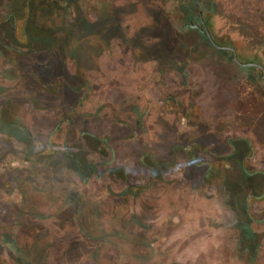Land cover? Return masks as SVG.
Returning a JSON list of instances; mask_svg holds the SVG:
<instances>
[{
	"label": "rangeland",
	"instance_id": "obj_1",
	"mask_svg": "<svg viewBox=\"0 0 264 264\" xmlns=\"http://www.w3.org/2000/svg\"><path fill=\"white\" fill-rule=\"evenodd\" d=\"M200 2L264 65V0ZM66 5L0 0V264H264L260 69L196 0Z\"/></svg>",
	"mask_w": 264,
	"mask_h": 264
},
{
	"label": "trees",
	"instance_id": "obj_2",
	"mask_svg": "<svg viewBox=\"0 0 264 264\" xmlns=\"http://www.w3.org/2000/svg\"><path fill=\"white\" fill-rule=\"evenodd\" d=\"M52 2L56 3L57 6L61 7V8H66L67 5L70 0H51ZM24 36H26V43H22V40L18 39L16 36H14L16 42H18L19 45H21V47H31L33 50L36 49L34 46L36 45L35 40L33 37L29 36V32L27 29V26L24 28ZM39 41H41L38 38ZM45 40V39H44ZM43 40V42H44ZM35 44V45H34ZM38 46V45H37ZM53 49H57V47H53ZM20 51V50H19ZM23 50H21L22 52ZM54 51V50H53ZM231 54V53H230ZM232 55V54H231ZM247 61H253V62H257L255 59H249ZM143 164L149 169V173L152 179V183L147 185H142V184H136V182L131 180V177L129 179L128 176V190L125 191L124 194H130L132 196H134L135 200H137V196H139L138 193H142L143 190H153L154 188H156V186L159 183V177H161L162 175H164V171L167 169L168 165L167 162L163 161L162 159H157L154 156H151V158L146 154H144L143 157ZM104 169L108 170L109 174L111 175L112 170H114L113 168L116 167H122L125 171L128 170L129 171V167L128 165H126L124 162H118L116 163V158L113 157L111 160L107 161L106 163H104ZM109 175V176H110ZM131 189V190H130Z\"/></svg>",
	"mask_w": 264,
	"mask_h": 264
},
{
	"label": "water",
	"instance_id": "obj_3",
	"mask_svg": "<svg viewBox=\"0 0 264 264\" xmlns=\"http://www.w3.org/2000/svg\"><path fill=\"white\" fill-rule=\"evenodd\" d=\"M196 1H197V3L200 5V19H201V23H202L203 27L200 25V23L192 24V26H193V27H195V26H196V27H200L204 32L207 33L209 39H210L214 44H217L216 41H215V39H214V37H213V35H212V33H211V30L209 29V27H208V25H207L206 20L204 19V15H203L204 8H203V6H202L200 0H196ZM227 48H230V49H232V50L235 51V56H236V60H237V62H239L240 64H242V62L240 61V59H239V57H238V55H237V53H236V49H235L234 47H229V46H228ZM248 65H254V66L260 67V68H262V69L264 70V66H263L262 64H260V63H257V62H251V63H248ZM263 79H264V78H263Z\"/></svg>",
	"mask_w": 264,
	"mask_h": 264
},
{
	"label": "flooded vegetation",
	"instance_id": "obj_4",
	"mask_svg": "<svg viewBox=\"0 0 264 264\" xmlns=\"http://www.w3.org/2000/svg\"><path fill=\"white\" fill-rule=\"evenodd\" d=\"M196 27V26H195ZM196 28H198V29H200L202 32H204L200 27H196ZM217 43V42H216ZM218 48H220V49H222V50H225V51H227V52H230L231 54H232V56L235 58V60H236V56H235V51L234 50H232V49H230V48H227L228 46H223V45H218V43L217 44H215ZM230 47V46H229ZM236 53H237V50H236ZM237 55H238V53H237ZM238 57H239V55H238ZM240 59V58H239ZM240 61L242 62V64H240L239 62H237V60H236V62L239 64V65H241V66H243V67H245V66H248V67H254V68H257V69H260V73L262 74V83H263V85H264V70L262 69V68H260V67H257V66H254V65H248V63H251V62H253V61H242L241 59H240ZM258 63V62H257ZM261 64V63H260ZM264 66V65H263Z\"/></svg>",
	"mask_w": 264,
	"mask_h": 264
}]
</instances>
